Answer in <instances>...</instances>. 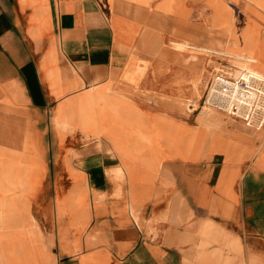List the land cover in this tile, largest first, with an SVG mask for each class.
<instances>
[{"label": "crops", "instance_id": "crops-1", "mask_svg": "<svg viewBox=\"0 0 264 264\" xmlns=\"http://www.w3.org/2000/svg\"><path fill=\"white\" fill-rule=\"evenodd\" d=\"M162 1L0 0V148L37 180L12 192L25 206L10 222L9 264H225L236 240L234 264H264V125H226L206 156L147 162L120 150L139 130L93 124L112 115L103 98L127 89L129 49ZM251 25L264 33L260 16ZM190 78L154 59L131 98L177 117L157 94L194 96ZM131 180L148 194L134 198Z\"/></svg>", "mask_w": 264, "mask_h": 264}, {"label": "rangeland", "instance_id": "rangeland-1", "mask_svg": "<svg viewBox=\"0 0 264 264\" xmlns=\"http://www.w3.org/2000/svg\"><path fill=\"white\" fill-rule=\"evenodd\" d=\"M189 2H196L197 6L190 7ZM160 11L159 16L144 21L141 45L129 49V58L120 77L128 84L127 89L113 90V95L118 94L127 103L139 108L131 95L141 91L140 81L154 59L174 61L187 68L192 78L185 81V86L188 90L193 89L194 96L183 92L180 97L157 94L165 101L174 100L172 108L177 107L178 116L166 112L153 114L145 110L144 123L138 128H129L139 130V136H125L131 141L129 148L133 156L145 150L149 152L145 155L149 162L147 158L157 154L164 142L162 128L166 132L169 124H177L183 128L186 140L191 143L189 158H198L207 145L221 144L218 137L226 132V125L239 123L247 127L244 121L231 115V101L221 103V99H216L213 91L215 79L213 88L208 91L214 76L222 70L232 74L236 71L245 73V68H249L248 74L264 79V33L259 27L251 25L255 15L264 19V0H163ZM176 42L186 45L179 49ZM142 51L146 54H140ZM242 57L257 62H249ZM259 90L264 98V86ZM242 107L246 109L244 104ZM258 120L256 115L253 122L258 125ZM9 152L0 148V191H3L0 192V199L8 201V208L11 205L15 224L22 219L19 211L24 210L25 202L14 196L12 192L16 187L10 186L6 178L8 175L3 173L6 167L15 164V158ZM20 178V183L27 187L37 183L36 179ZM17 188L26 189L21 185ZM143 189L147 195V186ZM224 209L228 215L231 204L225 205ZM9 229L3 228L2 231L9 233Z\"/></svg>", "mask_w": 264, "mask_h": 264}, {"label": "bare ground", "instance_id": "bare-ground-1", "mask_svg": "<svg viewBox=\"0 0 264 264\" xmlns=\"http://www.w3.org/2000/svg\"><path fill=\"white\" fill-rule=\"evenodd\" d=\"M185 45L186 44L184 43L176 42V46L179 49H183ZM241 59L249 62H257L255 59L252 58L248 59L242 57ZM249 71H250L249 68H245V73L236 71L231 74L228 70H222L221 72H219V75L221 73H227L234 76L235 78H244L250 80L255 88L257 89L263 88L264 79L258 76L248 74ZM213 91L215 93L216 99H221L220 101L221 103L228 101L232 102L229 95L227 93H223L217 87V83L215 84ZM103 99H104L103 105H101L102 106L101 108L102 109L112 108L113 112L111 116H102V117L93 116V124H97L102 130H107L114 132L115 134L116 133L119 134L120 133L119 131L124 128H136V127L138 128V126H140L142 122L144 123L145 112L142 111L141 109L133 106L130 103L121 101L116 95H112V96L108 95V97L106 98L104 97ZM209 104L211 103L209 102ZM165 125L167 126V124ZM164 130L165 128H162L164 142L162 143L160 150L158 151L157 154H153L149 156L147 158L148 161L155 160V157L160 153L164 154L168 152L176 153L185 158L189 157L191 143L186 140V137L184 136L185 131L183 130V128L177 124H169L166 132H163ZM220 145L221 144L207 145L205 148H203V151H201L200 157L206 156L211 146L216 147ZM119 146H120V150L124 153V155L133 156L128 146L122 145L121 143ZM28 168L26 169L25 167H23L18 169L16 165L12 164L6 167L3 173L5 175H8V177L6 178L9 180L10 186L12 185V187H18L19 185H21L23 188H26L27 186L20 183L19 180L21 179L20 178L21 176L22 177L25 176V173L28 171ZM18 171L19 173L17 175L14 174L15 172ZM131 191L134 198L142 197L143 195H145L143 186L138 185L134 180H131ZM225 203L228 204L229 202H225ZM7 208H8V201L0 199V242H4L0 244V264H9L10 261L9 244H8L9 236H8V232H3L2 229L9 228L11 219L14 218V212L10 209L11 205H9L8 209ZM226 247H227V252L225 256L226 257L225 264H234L232 260L233 258L229 253H232L233 251H237L240 248L239 243L237 240L235 243L231 241L226 244Z\"/></svg>", "mask_w": 264, "mask_h": 264}, {"label": "built area", "instance_id": "built-area-1", "mask_svg": "<svg viewBox=\"0 0 264 264\" xmlns=\"http://www.w3.org/2000/svg\"><path fill=\"white\" fill-rule=\"evenodd\" d=\"M217 82V87L227 93L231 98V115L243 120L250 126L261 127L264 125V98L261 91L253 86L250 80L244 78H235L234 76L221 73L215 75L209 91ZM243 104L246 109L243 110ZM258 116V125L253 121Z\"/></svg>", "mask_w": 264, "mask_h": 264}]
</instances>
